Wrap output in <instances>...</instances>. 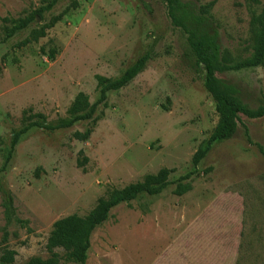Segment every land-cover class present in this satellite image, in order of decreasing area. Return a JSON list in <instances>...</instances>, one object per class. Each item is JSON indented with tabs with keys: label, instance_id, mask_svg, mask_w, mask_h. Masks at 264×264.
<instances>
[{
	"label": "rangeland",
	"instance_id": "1",
	"mask_svg": "<svg viewBox=\"0 0 264 264\" xmlns=\"http://www.w3.org/2000/svg\"><path fill=\"white\" fill-rule=\"evenodd\" d=\"M182 1L204 12L221 49L233 58L250 53L251 15L264 0ZM46 3L0 0V26L2 17ZM59 13L44 36L30 39ZM142 55L145 67L107 92L92 132L78 139L75 131L91 124L70 122L75 95L96 101L100 80L117 78ZM217 76L249 107L264 105V67ZM204 79L186 32L160 0H57L10 37L0 31V167L13 134L27 127L0 173L14 206L6 223L0 191V256L14 250L13 264L46 257L54 221L83 215L108 189L166 167L159 194L119 203L95 228L86 264H264V119L241 114L234 135L194 163L218 118ZM179 182L188 184L182 194L174 192Z\"/></svg>",
	"mask_w": 264,
	"mask_h": 264
},
{
	"label": "trees",
	"instance_id": "2",
	"mask_svg": "<svg viewBox=\"0 0 264 264\" xmlns=\"http://www.w3.org/2000/svg\"><path fill=\"white\" fill-rule=\"evenodd\" d=\"M160 1L165 4L171 22L186 32L187 42L197 61L204 68V87L214 101V108L218 116L212 132L202 141L193 154V162L197 163L214 143L227 140L234 135L241 114L248 118L264 119V105H259L256 108L249 107L239 98L234 86L224 82L217 76L218 73L228 70H239L255 66L264 67V5L258 12H253L251 15L252 43L250 53L240 58H233L226 49L220 48L216 34L207 31L203 11L196 14L192 6L182 0ZM46 2L45 5L28 12L24 16L17 18L2 17L0 31L3 38L10 37L17 31L29 26L35 20L37 14L41 17L43 12L51 9L57 0H46ZM254 2H258V0H254ZM75 4L73 2L74 6ZM61 16V13L54 15L48 23L32 29L30 39L37 40L44 36L46 29L53 26ZM48 56L53 58L55 49L51 48ZM147 60L148 56L142 55L117 78L112 80L101 79L99 97L96 101L90 102L88 95L83 91H79L75 95L69 108V113L73 116L70 122L89 119L91 124L82 132L75 131L74 134L78 139H85L92 132L97 120L94 112L98 104H105L107 92L117 90L128 84L145 67ZM26 129L27 127H24L13 134L10 151L4 165L0 167V173L6 169L20 134ZM86 160L87 158L84 156L79 161V165L84 164ZM170 172L171 169L162 167L156 173L146 174L140 181L128 183L120 188L112 187L107 190L104 196L98 198L94 207L87 213L83 215L71 213L57 219L52 225L46 242V249L49 254L46 257L31 256L24 264H86L90 236L95 228L107 220L110 210L119 203L133 200L141 194H159L168 185ZM187 188L188 184L179 182L174 192L182 194ZM0 191L2 193L1 204L5 221L9 223L14 215L13 195L7 188H4L1 179ZM20 222L26 225L27 220H20ZM14 254V250L6 249L0 256V262L13 264Z\"/></svg>",
	"mask_w": 264,
	"mask_h": 264
}]
</instances>
